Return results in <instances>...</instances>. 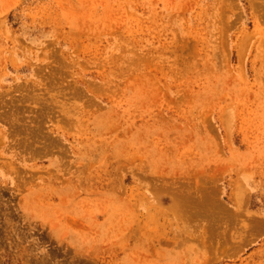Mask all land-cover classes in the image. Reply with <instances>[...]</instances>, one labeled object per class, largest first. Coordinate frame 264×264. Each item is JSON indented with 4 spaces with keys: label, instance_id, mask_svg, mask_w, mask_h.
I'll return each instance as SVG.
<instances>
[{
    "label": "rangeland",
    "instance_id": "374dc122",
    "mask_svg": "<svg viewBox=\"0 0 264 264\" xmlns=\"http://www.w3.org/2000/svg\"><path fill=\"white\" fill-rule=\"evenodd\" d=\"M0 264H264V0H0Z\"/></svg>",
    "mask_w": 264,
    "mask_h": 264
}]
</instances>
